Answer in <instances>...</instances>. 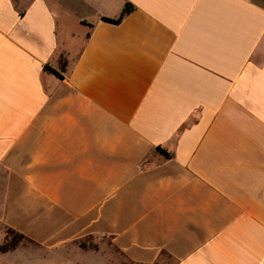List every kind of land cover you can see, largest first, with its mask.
Returning a JSON list of instances; mask_svg holds the SVG:
<instances>
[{
	"label": "crops",
	"instance_id": "obj_1",
	"mask_svg": "<svg viewBox=\"0 0 264 264\" xmlns=\"http://www.w3.org/2000/svg\"><path fill=\"white\" fill-rule=\"evenodd\" d=\"M4 227L0 264H264V0H0Z\"/></svg>",
	"mask_w": 264,
	"mask_h": 264
},
{
	"label": "trees",
	"instance_id": "obj_2",
	"mask_svg": "<svg viewBox=\"0 0 264 264\" xmlns=\"http://www.w3.org/2000/svg\"><path fill=\"white\" fill-rule=\"evenodd\" d=\"M135 8V6L133 4H131L130 2L126 1L124 3V6L120 12V14L115 17V18H110V17H105V16H102L101 17V20L103 21H107V22H111V23H119L122 18L128 13L130 12L131 10H133ZM45 68L50 70L51 72L55 73L56 75L58 76H61V74L54 70L53 68L49 67L48 65H45ZM159 150H161L159 148ZM166 156H168L169 154L163 150H161ZM5 229V232H4V236H3V241L2 243H0V253H4V252H7V251H10L12 249H14L15 247H17L19 244H22V243H27V242H32L31 239H29L28 237H26L24 234L12 229V228H9V227H4ZM79 246L83 249H88V248H93V249H96V245H91V246H88L86 245L85 243H82V242H79Z\"/></svg>",
	"mask_w": 264,
	"mask_h": 264
},
{
	"label": "rangeland",
	"instance_id": "obj_3",
	"mask_svg": "<svg viewBox=\"0 0 264 264\" xmlns=\"http://www.w3.org/2000/svg\"><path fill=\"white\" fill-rule=\"evenodd\" d=\"M71 28L74 31H76L72 26H71ZM78 33H80V32H78ZM4 232H5V229L3 228L2 229V237L0 238V243H2V241H3ZM79 242L85 243L88 246H91V245L94 246V245H96L98 251L96 252L95 256L97 258H108L110 256V254H107L108 251H105L103 249L105 247V242H106L105 239H102V238H99V237H95V238H85V239L80 240ZM23 244H25V243H23ZM74 246H77V245H74ZM72 247L73 246H70L66 250V252L68 253V256H66L65 258L67 260H72V261L76 262V264H88V263L85 262V260L83 259V257L80 256L79 254L76 253L75 255H71L72 249H73ZM88 249H91L90 251H93V248H88ZM81 250L82 249H79L77 251H81ZM61 256H63V255H61ZM161 259L163 261L161 264H170L171 263V260L165 254L162 255Z\"/></svg>",
	"mask_w": 264,
	"mask_h": 264
}]
</instances>
